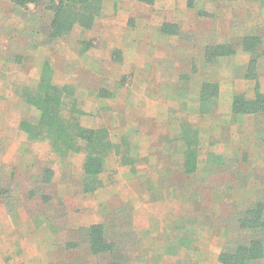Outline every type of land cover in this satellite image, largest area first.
<instances>
[{"label": "rangeland", "instance_id": "374dc122", "mask_svg": "<svg viewBox=\"0 0 264 264\" xmlns=\"http://www.w3.org/2000/svg\"><path fill=\"white\" fill-rule=\"evenodd\" d=\"M0 1V264H108L107 256L91 253L83 233L95 224L105 225L127 264H222L226 245L249 241L238 220L251 204L264 202V114L235 115L232 103L237 93L255 98L260 75L264 84V25L247 28L237 13L225 28L204 8L187 11L180 34L168 36L162 8L141 5L114 27L107 21L125 9L120 0H104L94 29L77 26L51 42L52 14L45 4L17 10ZM151 16L156 22L150 25ZM138 33L146 39L139 48L127 42ZM123 34L125 49H114L112 62L99 54L104 45L117 46L115 38ZM247 34L262 36L263 44L258 83L249 80L256 87L245 84L242 93L232 85L231 68L240 74L250 61L242 46ZM225 42L244 55L207 62V48ZM122 55L129 71H123ZM46 65L54 83L67 87L63 116L73 115L87 129H107L117 147L100 176L103 185L93 193L83 187L85 152L60 158L49 142L33 141L21 128L38 117L24 93L37 88ZM86 68L97 70V77ZM205 82L220 83L222 93L214 112L202 115ZM122 87L139 97L122 103L108 97L125 92ZM148 113L167 119H148ZM188 125L197 130L199 153L190 175L181 137ZM45 170L54 172L50 184L43 182Z\"/></svg>", "mask_w": 264, "mask_h": 264}, {"label": "trees", "instance_id": "16d2710c", "mask_svg": "<svg viewBox=\"0 0 264 264\" xmlns=\"http://www.w3.org/2000/svg\"><path fill=\"white\" fill-rule=\"evenodd\" d=\"M18 10L27 9L30 5L45 4L52 14L48 39L56 42L69 36L79 26L84 30H92L96 21L103 15L104 0H11ZM146 4H154L155 0H139ZM220 1V0H215ZM194 0H189L192 7ZM163 33L176 35L178 26L164 24ZM263 44L262 36L250 35L243 39V51L251 54L245 78L258 83L259 49ZM237 50L228 42L219 43L207 48L206 61L214 62L220 57L236 55ZM67 87H60L54 83L53 71L45 66L40 82L36 89L26 90V103L37 109L38 117L35 121L24 120L22 130L33 141H47L52 151L60 158H68L72 154L85 152L83 187L85 193L97 191L103 184L100 179L105 172L106 164L111 152L117 147L111 142L109 131L105 128L87 129L82 127L73 115L63 116L64 99ZM220 87L218 83H203L199 96V112L202 115L211 114L218 106ZM232 113L235 115L264 114V93L260 92L257 84L256 97L247 98L244 94H237L233 98ZM182 132V139L186 143L184 152V170L186 175L194 174L198 169V133L196 128L186 126ZM194 132H192V130ZM193 133V134H192ZM193 135V136H192ZM54 177L52 170H45L43 182L50 184ZM239 232H248V242H235L226 245L219 255L222 264H260L264 261V202L257 201L244 210L238 220ZM90 251L94 256H107L108 264H127L117 251L114 242L109 241L104 224H95L84 230ZM230 244V243H229ZM77 247V244H68Z\"/></svg>", "mask_w": 264, "mask_h": 264}, {"label": "crops", "instance_id": "0c3cea01", "mask_svg": "<svg viewBox=\"0 0 264 264\" xmlns=\"http://www.w3.org/2000/svg\"><path fill=\"white\" fill-rule=\"evenodd\" d=\"M120 1H121L122 7H124L123 9H125V10L121 11V14H120L119 17H113V18H110L107 21L108 23H110L114 27H116V26H118L120 24L124 25L123 24L124 22L121 19L123 17V15L128 14V17H129L130 12H128V11H130L132 9L134 10V9H136L138 7L141 8V5H143V6L147 7V8L153 7L155 9H157V10H160L162 8L163 9V12H162V19H163L162 27L164 26V24L176 25V26L179 27V34L182 31L181 25L186 23V21H185L186 12L187 11L200 12V11L204 10V8H207V9L211 10L208 15L212 16V18L217 20L218 16H219L218 20L221 21V23H223L225 25V28H227L228 26L230 27L231 21H232L234 15L237 14V13H239V15H240L239 16V20H237V21H239L240 23H243L245 25V27H247V28H255L257 26L264 25V12H263L264 5L262 4L261 0H236V1L230 2V5H229V3H226L223 0H220V1L194 0V4H193V6L191 8L189 7V0H155L154 4H152V5H147V4L141 3L138 0H133L131 3L127 2V0H120ZM0 2H2V1H0ZM6 3H8L10 5V7H12V1L11 0H7ZM126 3H129V4L126 6ZM107 9H108V13H110L111 8L108 6ZM128 17H127V20H128ZM98 21L99 20L96 21V23H95L96 25L98 24ZM148 21L150 22L149 23L150 25L156 22L155 17H153V16L149 17ZM95 27L96 26L94 25L93 29ZM165 35L173 36V35H170V34H165ZM247 35H250V34H247ZM244 36L245 35L242 33L240 38L242 39ZM115 40L118 41V43H116V44H118L117 46L114 45L113 43L104 45V47H102V48H107V49L103 50L104 51L103 53H99L100 55L104 56V58H106V56H107V58H110L111 62H112V58H113L114 49H118L119 48V49H122L123 51L125 49L124 46H121V41H126V38H125L124 34L122 36H120V37L117 36L115 38ZM143 40H146V39L144 37H142L141 34L138 33L135 36H133V38L128 39L127 42L136 41L137 42V46L139 48L140 47L139 46V42L143 41ZM135 50L136 49L133 48V51H135ZM135 53L138 56V50ZM124 54H125V52H124ZM239 55H244V54L240 53L238 51V53L235 55V57L239 56ZM140 56L141 55H139V57ZM245 57H247V56H245ZM124 61H125V58L122 55V61H121L122 63L121 64L124 65V70L123 71H129V68H126ZM217 61H218L217 63L221 64L222 61H224V59L223 58H219ZM100 63H101V61L99 60L97 62L98 67H101ZM248 64L249 63L247 62L246 63L247 66L244 69L242 67H240V74H239V71H238L239 68H237L236 66L231 68L232 69L231 70L232 73L236 74V76L232 77V85L235 84L234 89L236 88L235 91H237V92L244 93L245 92V87H244L245 84H247L246 86H248V88L251 87V83L252 82L245 78V75H246V72H247V69H248ZM217 66L219 67V64H217ZM141 67L142 66H140L139 64L136 65V69L137 70H139ZM86 69L91 70L89 68H86ZM112 70H110V71L112 72ZM91 71L93 73V77H97V70L96 71L91 70ZM106 72H107V70H106ZM106 72H104V73H106ZM112 81H114L116 83L119 80L117 78H113ZM107 82H110V81H107ZM238 82H240L241 89H239V87L237 86ZM118 83H116V84H118ZM253 83H252V85H254V88H255L256 87V82H253ZM142 84L144 85V83H142ZM219 85H220V83H219ZM259 86H260V89L264 92L263 78L261 77V75L259 77ZM86 88H87L86 92L90 91V89H91L90 87H86ZM147 88L148 87L146 85H144L142 87V90H144V92H145L147 90ZM220 88H221V85H220ZM122 89H124L125 92H122L121 90L120 91H115V92H110V93H108V95H109L108 97L112 98L113 100H118L117 103H119V102L122 103L121 99L124 98V97L125 98H133L134 97L136 99H137V97H139L137 92H135L134 90H132L129 93V91H127L125 88L122 87ZM221 93H222V88H221V91H220V95H221ZM142 94H143V92H142ZM142 94H141V97H142ZM74 97H75V95H74ZM78 97H79V93L77 92L75 98H78ZM250 97H252V96L250 95ZM148 114H149L148 117H147L148 119H152V120H154V119H157V120L167 119V117H165L166 115H163L160 118L159 116H156L158 114H155V113H152V114L148 113Z\"/></svg>", "mask_w": 264, "mask_h": 264}]
</instances>
